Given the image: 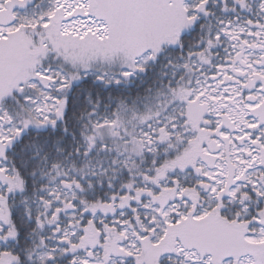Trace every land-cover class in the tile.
<instances>
[{
	"label": "snow or ice",
	"instance_id": "snow-or-ice-1",
	"mask_svg": "<svg viewBox=\"0 0 264 264\" xmlns=\"http://www.w3.org/2000/svg\"><path fill=\"white\" fill-rule=\"evenodd\" d=\"M0 264H264V0H0Z\"/></svg>",
	"mask_w": 264,
	"mask_h": 264
}]
</instances>
